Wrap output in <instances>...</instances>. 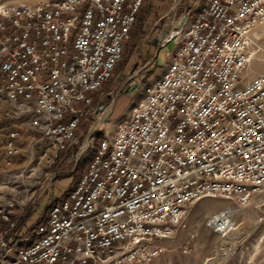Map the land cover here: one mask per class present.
Masks as SVG:
<instances>
[{"label":"built area","instance_id":"built-area-1","mask_svg":"<svg viewBox=\"0 0 264 264\" xmlns=\"http://www.w3.org/2000/svg\"><path fill=\"white\" fill-rule=\"evenodd\" d=\"M143 2L40 0L0 9V102L38 135L32 151L40 140L55 156L76 150V181L43 222L25 230L24 209L0 204V264H151L188 205L209 197L244 207L264 190V74L245 76L264 0L187 8L159 42L173 44L161 76H148L113 120L108 82ZM2 130L5 157L21 156V133ZM233 215L226 207L209 222L226 236Z\"/></svg>","mask_w":264,"mask_h":264},{"label":"rangeland","instance_id":"rangeland-1","mask_svg":"<svg viewBox=\"0 0 264 264\" xmlns=\"http://www.w3.org/2000/svg\"><path fill=\"white\" fill-rule=\"evenodd\" d=\"M38 1L40 0H0V8ZM174 3L175 0H144L129 32V40L122 44L124 53L108 82L111 90L116 89L114 83L117 80L123 83L144 70L143 67L156 52L152 42L162 33L164 17L176 8ZM251 40L252 59L245 72L246 77L254 73L255 65L264 69V26L260 30L259 41ZM172 49L173 44H169L159 51L157 64L152 63L143 71L140 84L149 73H160V67L165 63V55ZM139 88L115 95L111 119L115 120L121 111L128 110L133 105ZM3 103H7V106H2ZM14 119L11 105L1 101L0 204L13 202L18 208L22 207L25 212L21 221L24 229L30 230L45 220L48 208L61 199L76 181V176L73 178V154L76 150L67 148L55 156L48 143L40 140L38 146L34 147L35 150L32 151L30 147L28 155L18 158L19 162H12L14 157H5L2 126L8 127ZM84 129L83 126L79 131L80 141L86 138ZM22 143L26 141L23 140ZM84 171L85 167H79L76 175L81 176ZM54 174L56 178L52 179ZM226 207L234 210L232 221L235 230L229 235L221 236L209 226V221ZM162 248V254L151 264H264V190L244 207H238L222 198L209 197L188 205L174 235L162 241Z\"/></svg>","mask_w":264,"mask_h":264},{"label":"crops","instance_id":"crops-1","mask_svg":"<svg viewBox=\"0 0 264 264\" xmlns=\"http://www.w3.org/2000/svg\"><path fill=\"white\" fill-rule=\"evenodd\" d=\"M202 1L203 0H175V3H174L175 6L174 7H176V8L172 9L170 14L166 15L164 17L165 19H164L163 31H162L161 34L158 35V38L154 39V42H152L153 46L156 48V52H155L154 56L149 61H147V63L143 67L144 70H141L139 75L135 74L133 77L129 78L127 81H125L123 83H120L121 82L120 80H117L114 83L115 86H116V89L114 90V93L117 96L121 95L122 93L132 92V91H134L135 89H137L139 87H140L139 88V93H138V95H137V97L135 99H137L138 97L141 96V94H142V87H141L142 83L141 84L139 83V79H140L141 74L143 73V71L145 72L150 64H152V63L157 64V57H158L159 51L162 49L159 46L160 40L174 27L176 21L179 20L180 17H182V15L186 12L187 8H190V9L193 8L194 10H196L199 7V4ZM192 19H193V16H192ZM263 26H260L262 28L258 27V28H256L253 31L252 39H254L256 41H259V39H260V30L263 29ZM163 48H165V47H163ZM165 60H166V58H165ZM164 65H165V63H164ZM164 65L160 67V73L158 75H156L154 72H152V73H149L147 75V77L149 76L151 78H159L161 76V74H162ZM253 71H254V73H251V74H249L247 76L248 80H252L253 78L259 76L261 73L264 72V69L262 70V67H259L258 65H255ZM126 90H127V92H126ZM108 102H109V98H106L104 100V104H107ZM6 104L7 103H3L2 106L3 105L7 106ZM114 106H115V103L112 105L111 108H110V106H109V108L107 107L108 113L111 114V115L113 113ZM126 111L127 110L121 111L119 113V115L116 117V119L118 120L121 117H123V115L126 113ZM13 117H15V116L13 115ZM3 128H6L7 130L17 129L21 133L20 138L17 140L18 146L20 147V150H21V156H24L25 154L28 155V153H30V147L33 144V142L37 139L38 135L28 131L27 119H21V118L15 117L14 121H12L10 123V125H8V127L2 126V129ZM23 140H25L26 143H22ZM21 156L14 157L12 162H19L18 158H20Z\"/></svg>","mask_w":264,"mask_h":264},{"label":"bare ground","instance_id":"bare-ground-1","mask_svg":"<svg viewBox=\"0 0 264 264\" xmlns=\"http://www.w3.org/2000/svg\"><path fill=\"white\" fill-rule=\"evenodd\" d=\"M1 8H2V7H1ZM1 8H0V9H1ZM262 26H263V25H262ZM252 34H253V32H252ZM252 36H253V35H251V37H250V41H249L250 44H251V41H252V40H251V39H252ZM249 51H250V50H249ZM209 226L214 230L215 227L213 226V224H212L211 222H209ZM234 230H235V228H234L232 231H234ZM214 231H215V230H214ZM232 231H231V232H232ZM231 232H230V233H231ZM230 233H229V234H230ZM229 234H228V235H229Z\"/></svg>","mask_w":264,"mask_h":264},{"label":"trees","instance_id":"trees-1","mask_svg":"<svg viewBox=\"0 0 264 264\" xmlns=\"http://www.w3.org/2000/svg\"><path fill=\"white\" fill-rule=\"evenodd\" d=\"M123 53H124V52H123ZM123 53H122V54H123ZM88 123L90 124V122H88ZM85 128H87V126H85Z\"/></svg>","mask_w":264,"mask_h":264},{"label":"water","instance_id":"water-1","mask_svg":"<svg viewBox=\"0 0 264 264\" xmlns=\"http://www.w3.org/2000/svg\"><path fill=\"white\" fill-rule=\"evenodd\" d=\"M126 92H127V90H126Z\"/></svg>","mask_w":264,"mask_h":264}]
</instances>
